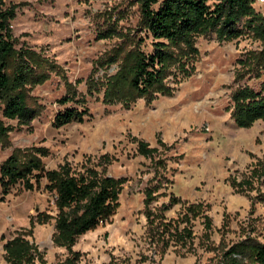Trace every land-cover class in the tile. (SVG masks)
Instances as JSON below:
<instances>
[{"label": "rangeland", "instance_id": "1", "mask_svg": "<svg viewBox=\"0 0 264 264\" xmlns=\"http://www.w3.org/2000/svg\"><path fill=\"white\" fill-rule=\"evenodd\" d=\"M3 2L6 9L14 8L9 28L16 50L31 49L55 70L42 84L29 87L37 115L28 125L3 121L8 131L0 147V164L14 150L32 147L46 150L42 162L47 170L63 163L77 170L93 167L107 156L108 175L126 180L110 221L79 237L72 247L79 253L77 264H216L235 241L249 236L264 244V200L253 199L257 194L264 197V122L241 129L231 117V95L238 85L258 90L264 83V65L256 77L243 74L237 64L249 52L261 50L260 42L248 35L231 42H217L213 34L197 37L191 75L168 79L171 97L123 105L105 100L108 78L117 73L118 65L96 64L119 40L97 37L110 24L135 35L136 0ZM252 7L264 17V0H254ZM149 43L146 40V47ZM235 71L244 75L239 82H234ZM66 96L76 102L60 105L58 101ZM67 108L85 110L88 117L82 123L55 127V116ZM138 141L157 150L154 158L159 165L137 153ZM253 170L251 179L256 180L249 187L245 181ZM157 181L151 206L172 197L178 203L163 215L162 225L169 224L157 222L155 228L167 230L169 225L179 232L188 228L191 240L184 245L172 243L165 248L166 244L147 235L143 192ZM44 185L42 181L31 192L15 186L3 200L0 189V264H6L3 244L17 235L37 246L45 264L67 257V250L52 242L53 220L30 226L39 213L55 215L54 197L44 191ZM198 204L202 207L197 214L187 212ZM202 215L210 218L209 229Z\"/></svg>", "mask_w": 264, "mask_h": 264}, {"label": "trees", "instance_id": "2", "mask_svg": "<svg viewBox=\"0 0 264 264\" xmlns=\"http://www.w3.org/2000/svg\"><path fill=\"white\" fill-rule=\"evenodd\" d=\"M253 1L136 0L139 21L135 35L118 31L110 24L97 37L98 40L112 37L119 40L104 60L96 62L99 67L116 64L119 68L114 76L108 78L105 100L128 105L137 99L151 103L157 96L171 97L173 89L168 79L183 80L191 75L192 63L198 55L196 38L210 34L217 42H231L244 35L260 42L261 50L249 52L237 61L243 74L246 71L259 77L264 65V17L255 12ZM14 15V8L6 9L0 0V147H3L8 131L3 121L15 122L19 127L28 125L37 115L29 87L42 84L48 78V72L55 70L46 58L31 49L16 50L9 28ZM139 33H143L142 37H138ZM146 40L150 41L149 47H146ZM243 74L235 71L234 82L241 81ZM73 101V97L66 96L58 103L65 105ZM231 102V117L238 128L246 129L257 121L264 122V83L258 90L238 85L231 95ZM87 117L85 110L67 108L55 116L54 126L82 123ZM160 146L165 150L169 148L163 143ZM137 153L155 160L157 150L138 141ZM46 155V150L35 147L14 150L0 164L1 200L15 186L31 192L39 189L41 182L45 181L43 189L54 197L55 215L39 213L30 221V226L53 220L52 242L68 252L67 257L56 264H77L79 253L72 247L79 237L110 221L126 180L108 175L106 166L110 161L107 156H102L93 167L86 165L77 170L69 163H63L47 170L42 162ZM154 162L159 165L158 159ZM254 174L255 170L245 181L246 186L253 185L256 179L251 178ZM159 183L157 181L156 185L145 188L143 192L147 235L151 240L166 244L165 248L172 243L184 245L191 240L188 228L180 232L177 227L172 229L169 225L167 230L155 228L157 222L161 226L169 224L162 225L163 215L178 203L172 197L167 203L151 206L156 200ZM263 198L257 194L253 199ZM200 207L199 204L189 206L187 212L197 214ZM202 216L205 227L209 229L210 218ZM27 234L30 236L31 230ZM2 250L6 264H45L37 246L21 235L5 241ZM216 264H264V244L247 236L227 246Z\"/></svg>", "mask_w": 264, "mask_h": 264}]
</instances>
